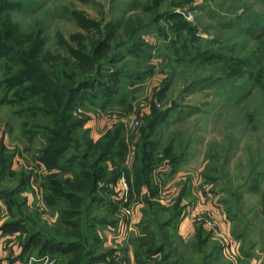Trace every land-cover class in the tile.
I'll use <instances>...</instances> for the list:
<instances>
[{"label":"rangeland","instance_id":"rangeland-1","mask_svg":"<svg viewBox=\"0 0 264 264\" xmlns=\"http://www.w3.org/2000/svg\"><path fill=\"white\" fill-rule=\"evenodd\" d=\"M161 1L7 0L3 15L18 21L23 30L41 28L45 47L51 52L88 48L96 37L95 27H103L106 21L118 25L120 42H127L124 46L141 48L135 55L123 54L118 65L127 76L118 93L107 100L98 96L81 107L92 137L111 125L122 123L127 131L137 122L127 140L129 165L137 161L149 117L153 112L164 113L150 139L157 141L159 151L171 145L181 159L175 172L167 167L163 177V173L154 175L159 187L154 200L142 204L129 199L134 222L127 248L133 250L132 242L146 227L164 240L173 256L170 262L176 256L185 264H264V0ZM169 8L192 10V21L187 20L185 30L174 29L165 18L148 26L152 15ZM131 34H135L132 41ZM4 63L0 58V77L6 73ZM56 71L60 75L68 72L62 65ZM21 122L14 107L0 104V146L4 148L0 150V169L7 165L0 175V191L10 194L14 203L25 199L24 193L11 194L19 183L24 188L30 184L29 191L34 185L41 195L52 174L59 178L68 175L52 167L62 161L57 154L43 153L37 138L32 142L22 138ZM189 176L188 183L200 194L199 200L186 199ZM111 189L115 193L106 197L109 202L97 203L82 215L84 229L93 219L107 221L94 225L101 241L107 226L116 237V227L123 219L116 211L124 205L123 193L116 199L120 188L114 185ZM163 191L170 195V202L161 200ZM204 200L216 207L213 218L230 222L233 240L226 252L205 260L209 245L197 248L191 238L182 241L173 226H160L164 215L178 210V203L185 217L195 207L202 208ZM25 205L21 207L24 215L31 216L32 211L36 226L54 234L61 206L37 210L32 205L30 210L29 202ZM163 206L166 211L161 210ZM0 233L1 241L17 237L21 244L20 236ZM122 256L121 261L127 259V254ZM21 259L20 264L53 263L35 252Z\"/></svg>","mask_w":264,"mask_h":264},{"label":"trees","instance_id":"trees-1","mask_svg":"<svg viewBox=\"0 0 264 264\" xmlns=\"http://www.w3.org/2000/svg\"><path fill=\"white\" fill-rule=\"evenodd\" d=\"M6 7L7 0H1L0 58L4 59L6 73L0 77V104L15 108L16 114L22 118V138L27 142L37 138L43 153L49 156L57 154L62 161L54 163L52 167L68 175L59 178L52 174L47 180L45 191L40 195L43 210L45 207L51 209L61 206L55 235H49L48 232L45 233L49 230L36 226L32 211L31 216L24 215L21 207L28 200L26 195H23L22 198L25 199L22 202L14 203L5 190L0 191V201L4 202L8 217L0 229L5 233L22 234L21 258L35 252L37 256H47L53 260L52 264H112L113 262L106 260L110 250H101L102 241L94 228V225L107 221L93 219L89 227L84 229V211L97 203L109 202L110 199L107 201L106 197L115 191L108 185L116 184L121 176H124L129 185L128 201L133 198L146 204L149 200H154L159 193L154 175L163 173L167 167L175 172L181 162L171 145L159 151L157 141L150 139L165 116L164 113L153 112L147 120L137 161H132L130 165L127 159L128 139L124 135L122 123L111 125L98 137H92L90 129L86 127V117L81 114V107L86 101L90 102L98 96L107 100L121 90L123 76L127 75L123 72L122 65L118 64L122 62L123 54L135 55L141 48L135 45L124 46L127 42H120L118 25L106 21L103 27H95L96 37L88 48H69L66 53L51 52L45 47L43 30H23L18 21L3 15ZM163 18L172 21L171 27L174 26V29L185 30L189 25L176 9L169 8L152 15L148 26ZM81 26L86 27L84 24ZM133 36L135 34L130 35V41L134 39ZM122 45L124 52L120 50ZM58 65H62L68 72L58 74ZM262 80L264 83V72ZM166 88L164 86L159 93V101ZM69 150L72 153L68 154ZM5 168L7 165L3 164L0 175ZM25 179L27 180V176ZM19 184L12 190V195H22L29 191L27 188L30 184L25 188L23 182ZM118 192L114 195L116 199L122 195L121 189ZM14 205L16 209H13ZM181 206L178 203L175 213L168 212L164 215L160 226H173L178 233L177 226L183 218ZM161 210L166 211L167 208L163 206ZM155 212L158 213L157 210ZM197 229L191 241L194 246H210L209 251L204 254V260L219 254L218 243L210 238L209 233L201 228ZM144 230L132 242L136 263L149 262L159 257L156 264H185L176 256L174 262H170L173 256L167 250L164 240L159 239L155 232L147 231L146 227ZM179 237L184 240L182 236Z\"/></svg>","mask_w":264,"mask_h":264},{"label":"crops","instance_id":"crops-1","mask_svg":"<svg viewBox=\"0 0 264 264\" xmlns=\"http://www.w3.org/2000/svg\"><path fill=\"white\" fill-rule=\"evenodd\" d=\"M99 136V135H98ZM96 136V137H98ZM165 173H163L161 175V177H163ZM190 179V176L187 177V183L186 186L189 189V191H186V199L187 200H192V199H196L199 200V198L201 197L200 194L197 195V192H194V189L190 186V184L188 183ZM185 184V183H184ZM184 185L181 187L183 188ZM26 197L28 198L27 202H29V208L31 210V207L33 205V207H37L36 209L39 210V208H41V210H43V204L40 201V194L38 192V190L35 188L34 185L31 186L30 191H27L25 193ZM204 199V198H203ZM203 201V200H201ZM205 201V200H204ZM182 200V204H183ZM206 204L204 206H202V208L200 207H195L193 211H190V214H188L187 216H183L182 220L178 223V234L180 236L183 237V239L185 240H189L191 238V240L193 239V237L195 236V234L197 233L196 231L198 230L197 228H201L203 231H206L207 233H209L210 238L214 241L217 240L219 246L220 247V252H226L227 249H230L233 243V240L231 239L230 235L231 234V225L230 222L223 220L222 222H220L218 220V218H216L217 223H218V229L217 232H214L215 230H211L207 225H205L202 222H199L198 219H196L193 215L196 213V211L199 213L202 209L203 212L205 211H209L211 213H214V210H216V207L213 204H210L209 201H205ZM200 208V209H198ZM6 207L4 205V203H1L0 201V227L2 225V223L7 219L8 215H7V211L5 212ZM193 219H192V218ZM194 220V221H193ZM219 221V222H218ZM0 232H3L0 229ZM104 233V238H102V247L101 250H110V254L108 256H106V260L109 262H113L112 264H118L117 260H119V258L121 259V257H123L122 255L125 253L127 254V259H125L124 261L126 262V264H156V261L159 260V257H156L155 259L149 261V262H145V263H136L134 261L133 258V252L132 250H130L129 248H127L128 242L130 241V239L128 240H124V239H120L119 237L116 238L114 236L113 230L109 228V226H107V229H104L103 231ZM1 234V233H0ZM21 233L15 232L12 233L13 236H20ZM22 238V237H21ZM221 238L222 241L219 239ZM7 239V237H6ZM0 240V259L2 264H20L21 262V253H22V247L20 242L17 240V237L14 238V240H11L13 238H9V240ZM7 245V246H6ZM228 245H230L228 247ZM7 248V249H6ZM9 248V249H8ZM5 255V256H4ZM107 264V262H105ZM102 263V264H105ZM159 264V263H157Z\"/></svg>","mask_w":264,"mask_h":264},{"label":"built area","instance_id":"built-area-1","mask_svg":"<svg viewBox=\"0 0 264 264\" xmlns=\"http://www.w3.org/2000/svg\"><path fill=\"white\" fill-rule=\"evenodd\" d=\"M176 10L180 13V15L184 19H186L188 21H192V18H193L192 10H190V9H184V10L176 9ZM136 127H137V122L131 123L132 129L125 131V135H126L127 139L130 138V134L132 133L133 130L136 129ZM124 130H125V128H124ZM130 154H131V151L128 149V155H130ZM114 185L118 186L122 190L123 197H124V205H122L121 208L119 209L121 217L123 219L117 225L115 235H116V237H122L121 239L128 240L130 237L129 233L131 231H133L132 225L134 222V212H133V209L130 206V204H128V200H127V192H128L129 185L127 183V180L123 176H121L119 178V180L117 181L116 184H109L108 186L111 188ZM163 195L164 196L161 199L163 202H170L171 201V197L168 194V192L163 191ZM212 215L213 214L210 212L207 213L206 215H203V212L201 210L199 213L196 211V213L193 216L196 219H198L199 221L203 220V223L205 225H207L210 229L216 230V229H218V223L216 222V219L212 217ZM46 260L48 261V259H46ZM46 260H44V263ZM117 262H118V264H126V262L124 260L121 261L120 258H119V260H117ZM47 264H51V261H48Z\"/></svg>","mask_w":264,"mask_h":264}]
</instances>
